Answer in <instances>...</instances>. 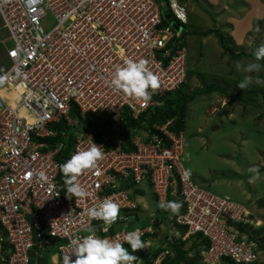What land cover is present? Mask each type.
I'll return each instance as SVG.
<instances>
[{"label": "built area", "instance_id": "1", "mask_svg": "<svg viewBox=\"0 0 264 264\" xmlns=\"http://www.w3.org/2000/svg\"><path fill=\"white\" fill-rule=\"evenodd\" d=\"M183 2L0 0L11 41L0 76V264H30L43 256L46 264H62L89 234L87 209L105 199L119 206V214L107 232L102 221L91 220L96 235L118 239L131 251L123 237L139 230L146 246L153 228L128 225L138 210L135 197H143L133 189L147 188L157 206L169 196L183 205V213H172L173 225L184 231L176 238L201 244L199 264L257 262L255 244L239 229L252 225L246 208L185 178L184 131L173 129L175 118L153 122L147 131L132 130L128 152L118 134L100 135L107 123L117 131L126 121L150 118L186 83L182 38L188 18ZM128 59L146 60L158 77L159 87L147 107L110 85L115 70ZM60 124L64 130L59 133L55 128ZM70 136L69 159L93 143L104 153L95 169L78 177L86 192L82 198L67 192L59 168ZM142 252L134 253V264L147 261ZM171 255L162 250L150 264H164Z\"/></svg>", "mask_w": 264, "mask_h": 264}, {"label": "rangeland", "instance_id": "2", "mask_svg": "<svg viewBox=\"0 0 264 264\" xmlns=\"http://www.w3.org/2000/svg\"><path fill=\"white\" fill-rule=\"evenodd\" d=\"M259 1L262 8L257 5L255 11L250 0L183 2L188 18L183 26L189 72L186 91L216 83L225 96L214 93L189 103L181 166L191 172L189 177L199 188L246 208L252 224L248 235L262 246V251L257 250L255 264H264V95L259 93L264 92V86L238 88L237 83L245 74L235 67L237 63L255 62V50L264 44V0ZM170 20L175 23L172 17ZM214 28L227 39L234 53L246 57L233 60L223 53L214 35L202 36ZM7 34L0 30V37ZM5 46L9 48L11 42ZM259 63L261 72L252 75L264 79V60ZM249 99L254 103L247 102ZM253 166L259 167L260 179H253L248 171ZM145 191V196L135 197L138 204L135 215L139 220L136 227L143 224L155 232L141 253L143 260L157 248L166 246V240L176 238L179 232L172 223V213L156 205L151 189Z\"/></svg>", "mask_w": 264, "mask_h": 264}, {"label": "clouds", "instance_id": "3", "mask_svg": "<svg viewBox=\"0 0 264 264\" xmlns=\"http://www.w3.org/2000/svg\"><path fill=\"white\" fill-rule=\"evenodd\" d=\"M254 56L255 62L235 65L238 72L245 74L243 79L237 83L240 89H247L253 84L264 86V79L259 75H252L262 70L259 61L264 60V44L255 50ZM110 85L115 91L141 101L144 107L148 106L159 87L158 77L147 68V61L143 59H128L124 66L115 70ZM225 103H227L226 100ZM103 157L102 148L93 143L87 150L73 154L70 159L60 164L59 168L63 174L67 192L81 198L86 196L85 190L77 182L78 177L86 170L95 169L97 162ZM248 171L253 174V179L261 178L259 167H250ZM190 175L191 172L186 171L185 178ZM158 206L173 214L178 213L181 207L178 202L174 201ZM118 214L119 206L109 199L87 209V216L90 219L85 231L89 234L80 238L73 252L62 258V264H134L138 260L134 253L145 249V242L141 239L142 233L139 230L127 232L123 237L124 242L130 246L131 251H129L118 239L112 240L96 235V227L91 223V220L102 221L104 231L107 232L108 227L116 222ZM72 255L76 257L74 261L71 259Z\"/></svg>", "mask_w": 264, "mask_h": 264}, {"label": "trees", "instance_id": "4", "mask_svg": "<svg viewBox=\"0 0 264 264\" xmlns=\"http://www.w3.org/2000/svg\"><path fill=\"white\" fill-rule=\"evenodd\" d=\"M209 35H214V37L218 40V43L223 51L224 54H229L230 57L233 60H241L244 59L246 56L243 54L239 53H234L232 48L227 44V39L225 40V37L218 32L216 28L210 29L207 32L203 33V37H207ZM182 41L185 45L184 37L182 38ZM187 81H189V72H187V77H186V83L182 85V87H179L175 93L173 94L172 97L167 98L165 100L164 106L161 109H158L155 111V114H153L150 118H146L145 116H142L138 121H126V125L124 126L123 129L117 130V131H112L110 130V125L107 123L105 125V128L100 131V135L104 134H111V135H117L121 136L123 140V151H131L132 148L130 147V143L132 138L135 136V133L132 130H135L137 132H140L142 130L147 131L151 128V124L153 122H160L164 121L168 118H175V125H174V130L176 132H183L185 129L186 125V120H187V107L189 103H191L195 98L200 97V96H208L212 95L214 93H219L221 96H225L223 92H220V86L217 85L216 83L211 84V85H205L204 87L200 89H196L192 92H187ZM260 94L264 95V92H259ZM240 102L242 101L241 99L239 100ZM247 102L249 103H254L251 99H249ZM74 117V115H72ZM144 123V124H143ZM146 124V125H145ZM55 129L59 130V133L61 130H64V126L60 124L58 127ZM60 138L59 136L57 137L58 141ZM72 137H69V140L66 141V149L64 152L61 153L59 157V163L62 164L65 161L69 159V152L71 149L70 142H72ZM62 173V172H61ZM63 175V174H62ZM126 190H132V186L126 185ZM133 194L137 196H144L145 192L141 190H134L133 189ZM133 198V197H132ZM174 199L169 196L168 197V202H173ZM180 204V203H179ZM157 205V203H156ZM181 207L179 209V212L177 214H181L184 212V207L182 204H180ZM163 210V209H161ZM166 211V210H164ZM139 224V220L136 217V215H133L131 218V221L128 225L129 229L134 228L136 225ZM140 228L146 227V225L140 224ZM239 229L242 233H245L248 240L256 243V252L257 250L262 251V246L260 243L257 241L253 240L252 237L248 235V230L250 229L249 227L245 226H239ZM178 233L180 235L184 234V231L182 229H178ZM165 242V241H164ZM163 242V243H164ZM166 246L157 248L155 251H153L147 259V261L144 262V264H150L151 259H153L160 251L162 250H168L172 255L168 258V260L165 261L164 264H199V257H198V249L201 246V244H198L197 241H187V243H190V246L187 249H184V247L187 245L185 242H181L180 239L175 238V236L171 239L166 240ZM47 256H43L38 259H32L30 264H46L47 263ZM226 264H231L230 261L224 260L223 261ZM255 264V263H254Z\"/></svg>", "mask_w": 264, "mask_h": 264}, {"label": "crops", "instance_id": "5", "mask_svg": "<svg viewBox=\"0 0 264 264\" xmlns=\"http://www.w3.org/2000/svg\"><path fill=\"white\" fill-rule=\"evenodd\" d=\"M259 0H250V2H252V9H255L257 8L256 6L258 5L259 8H262L260 5V1L258 2ZM215 3V2H214ZM262 12V11H260ZM250 17V15H249ZM3 20L0 16V30H4L6 31L8 34L6 35V37L2 38L0 37V76L6 71V68H7V59H6V50L8 48H6V43H10V36H9V32L7 30V28L5 27V25H3Z\"/></svg>", "mask_w": 264, "mask_h": 264}, {"label": "water", "instance_id": "6", "mask_svg": "<svg viewBox=\"0 0 264 264\" xmlns=\"http://www.w3.org/2000/svg\"><path fill=\"white\" fill-rule=\"evenodd\" d=\"M174 28L176 29V31L181 29L180 26H178V25H174Z\"/></svg>", "mask_w": 264, "mask_h": 264}, {"label": "bare ground", "instance_id": "7", "mask_svg": "<svg viewBox=\"0 0 264 264\" xmlns=\"http://www.w3.org/2000/svg\"><path fill=\"white\" fill-rule=\"evenodd\" d=\"M2 94H4V93L2 92Z\"/></svg>", "mask_w": 264, "mask_h": 264}]
</instances>
